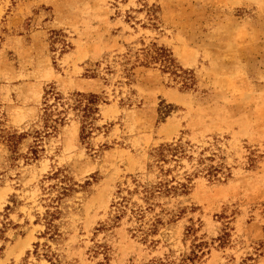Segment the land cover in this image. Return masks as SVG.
I'll list each match as a JSON object with an SVG mask.
<instances>
[{"label": "rangeland", "instance_id": "1", "mask_svg": "<svg viewBox=\"0 0 264 264\" xmlns=\"http://www.w3.org/2000/svg\"><path fill=\"white\" fill-rule=\"evenodd\" d=\"M0 264H264V0H0Z\"/></svg>", "mask_w": 264, "mask_h": 264}, {"label": "trees", "instance_id": "2", "mask_svg": "<svg viewBox=\"0 0 264 264\" xmlns=\"http://www.w3.org/2000/svg\"><path fill=\"white\" fill-rule=\"evenodd\" d=\"M162 62H164V66L167 68V69H171V70H173L174 71V73H176V71L175 70H178L177 69V67H175V61H174V59L172 58V57H170V55H168V54H166V56H164V59H163V61ZM80 95H82V94H80ZM83 97L84 96H87V95H82ZM86 99H87V103L85 104V106H84V113H87V115L88 114H91L93 111H92V109H93V106L92 105H94V104H96L97 103V101H98V95H96V94H89L87 97H86ZM163 149V148H162ZM162 149L160 150V157L161 158H164L165 157V155H164V151H162ZM168 149V148H167Z\"/></svg>", "mask_w": 264, "mask_h": 264}]
</instances>
